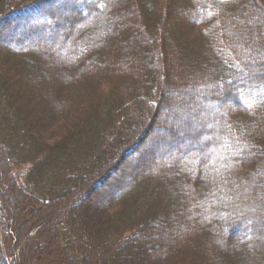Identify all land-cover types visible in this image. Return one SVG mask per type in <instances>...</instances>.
<instances>
[{"label":"trees","instance_id":"obj_1","mask_svg":"<svg viewBox=\"0 0 264 264\" xmlns=\"http://www.w3.org/2000/svg\"><path fill=\"white\" fill-rule=\"evenodd\" d=\"M54 1L0 0L52 34L0 50V264H264V0Z\"/></svg>","mask_w":264,"mask_h":264},{"label":"rangeland","instance_id":"obj_2","mask_svg":"<svg viewBox=\"0 0 264 264\" xmlns=\"http://www.w3.org/2000/svg\"><path fill=\"white\" fill-rule=\"evenodd\" d=\"M81 1H82L83 4H87L88 2H90V1H87V0H81ZM54 2H55L54 8L55 7H58V6L60 7V11H61V14L63 15V18L69 20L70 17H73V16L76 17V14H77L76 13V10L74 8H72L73 7V4H74V0H55ZM63 5H64V7L66 6L65 9H64ZM77 10L80 11L83 14V10L82 9L79 8ZM52 25H53V23H50L49 26H52ZM61 26H64L65 28H68L69 27V25L66 22H61ZM30 27H31V29H33L32 25H29V27L26 28L25 25L23 24L21 27H19V29H17V31L14 34H11L10 33V35L8 36V38H6V39H3L2 38V41L0 39V50L1 51H4V50L10 51V48L13 47L14 44H17V42L22 39V35L27 34L29 32V30H31V29H29ZM0 31H1V28H0ZM41 39L42 40L35 39L34 41H31L32 39L31 40L30 39L29 40L26 39V40H21V41H23V43H24L25 46H29V44L32 43V44H36V45H40V46L42 45V46H46L47 47L50 44V41L52 39V34H48L46 37H43ZM59 41H60V44H63L65 40L63 39V37H60ZM13 42H14V44H12ZM167 95L169 97V96L173 95V92L172 91H169ZM214 109L215 108H213L212 110H214ZM161 125H162V122L161 121H158V127L156 128V130H154L156 132H152V135L153 136L157 135V133L159 134V132L162 131V129H164ZM165 130L166 131H168V130L169 131H173L172 128L171 129L170 128L169 129H165ZM121 163H122V167L121 168H123V167L125 168L126 165L129 163V158H126ZM26 172L27 171H25V170H23V171L21 170L20 171V174L23 175ZM18 179L20 181L22 180L20 176H18ZM114 180H117L115 175H114ZM119 181L122 182V179L119 178L118 179V182ZM106 189H107V187H104L102 189V191L103 190L105 191ZM102 191L101 190H98V189L93 190V192L96 193V194L102 193ZM2 197H3V199L6 202H8V201L11 202V196L9 195V193H6L5 196H2ZM17 208H18V210H17V216L19 218V221H18V223H19V222H22L23 221V217L21 215V212L24 211V210L21 211V209L23 207H21L18 204H17ZM0 218H1V216H0ZM11 229H12V225L9 224V227L7 228L8 232L10 231L11 234H15V230H11Z\"/></svg>","mask_w":264,"mask_h":264}]
</instances>
